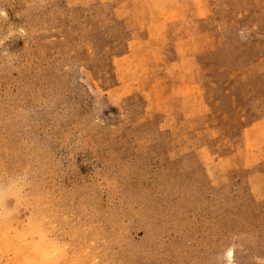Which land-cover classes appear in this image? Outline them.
<instances>
[{"label":"rangeland","instance_id":"rangeland-1","mask_svg":"<svg viewBox=\"0 0 264 264\" xmlns=\"http://www.w3.org/2000/svg\"><path fill=\"white\" fill-rule=\"evenodd\" d=\"M0 264H264V0H0Z\"/></svg>","mask_w":264,"mask_h":264}]
</instances>
